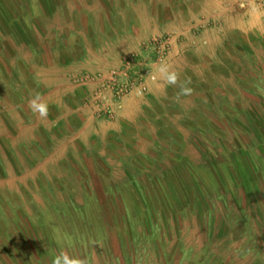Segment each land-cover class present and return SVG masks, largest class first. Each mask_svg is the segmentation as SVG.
I'll return each mask as SVG.
<instances>
[{"label": "crops", "instance_id": "crops-1", "mask_svg": "<svg viewBox=\"0 0 264 264\" xmlns=\"http://www.w3.org/2000/svg\"><path fill=\"white\" fill-rule=\"evenodd\" d=\"M53 7L31 15L41 17L42 29L12 33L11 54L5 46L0 54V197L20 199L26 214L43 213L57 197L78 208L82 197L116 196L146 162L182 157L202 165L201 136L228 132L221 119L249 114L264 87V43L249 40L264 37V17L236 1L69 0ZM164 34L180 37L166 62L181 80L191 79V96L177 103V88L147 77L145 96L116 101L109 90L92 101L109 75L128 79L126 55ZM86 74L102 79L76 81ZM35 92L48 104L46 118L28 106ZM5 212L0 204V219Z\"/></svg>", "mask_w": 264, "mask_h": 264}, {"label": "rangeland", "instance_id": "rangeland-1", "mask_svg": "<svg viewBox=\"0 0 264 264\" xmlns=\"http://www.w3.org/2000/svg\"><path fill=\"white\" fill-rule=\"evenodd\" d=\"M60 1L69 0H0V54L3 46L4 55L11 54L12 33L42 29L41 17L32 16L50 13ZM233 1L264 17V0ZM262 37L249 40L264 43ZM165 38L169 49L159 56L154 45ZM179 38L149 39L142 53L132 52L123 62L139 53L134 77H151ZM258 91L249 114L221 119L228 132L201 136L207 156L202 165L182 157L146 162L138 166L135 183L123 181L116 196L82 197L78 208L57 197L43 213L26 214L20 199L1 196L6 212L0 219V264H51L61 251L87 264H264V87Z\"/></svg>", "mask_w": 264, "mask_h": 264}, {"label": "built area", "instance_id": "built-area-1", "mask_svg": "<svg viewBox=\"0 0 264 264\" xmlns=\"http://www.w3.org/2000/svg\"><path fill=\"white\" fill-rule=\"evenodd\" d=\"M169 40L168 38L162 39L158 43H155L154 47L157 51L159 56L166 55L169 49ZM139 59L134 57L132 60H128L124 63L125 74L128 76V79L125 81L126 83H121L122 81V73L121 72H114L113 74L109 75V77L105 78L101 81L98 87L92 93V101L97 103L99 99H102L106 96L107 91L111 90L114 94V98L116 101H120L126 94L137 91L138 94L144 95L148 92V86L146 82L145 74L134 77H130V71L133 70V67L137 64ZM101 80V75H91L86 74L83 77L76 78L77 82L87 84L88 82H96L97 80Z\"/></svg>", "mask_w": 264, "mask_h": 264}, {"label": "clouds", "instance_id": "clouds-1", "mask_svg": "<svg viewBox=\"0 0 264 264\" xmlns=\"http://www.w3.org/2000/svg\"><path fill=\"white\" fill-rule=\"evenodd\" d=\"M153 81H161L167 86L178 89L175 93V101L181 102L182 97L191 96L194 89L190 87L191 79L185 78L181 80L180 73L174 70L172 65L166 61H159L154 73H149ZM28 106L33 114H38L40 118H46L49 113V107L39 92H35L28 102ZM51 264H87L84 258L69 255L66 251H61L54 255Z\"/></svg>", "mask_w": 264, "mask_h": 264}]
</instances>
